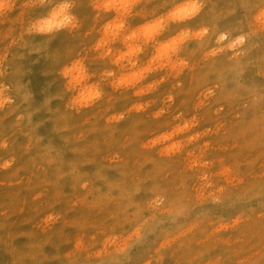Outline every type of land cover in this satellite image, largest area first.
<instances>
[{"label":"rangeland","instance_id":"rangeland-1","mask_svg":"<svg viewBox=\"0 0 264 264\" xmlns=\"http://www.w3.org/2000/svg\"><path fill=\"white\" fill-rule=\"evenodd\" d=\"M131 1L0 0V264H264V0Z\"/></svg>","mask_w":264,"mask_h":264},{"label":"clouds","instance_id":"clouds-1","mask_svg":"<svg viewBox=\"0 0 264 264\" xmlns=\"http://www.w3.org/2000/svg\"><path fill=\"white\" fill-rule=\"evenodd\" d=\"M33 7H48L47 14L39 18L38 22L33 26L34 30L38 34L51 33L53 31H59L64 29L74 28L76 25V17L73 14L74 3L73 0H56L55 3H51V0H32ZM10 4H0V8H9ZM202 5L200 0H178L166 14L165 18L158 20L154 26V29L148 31V39L154 38L159 32L163 31L169 23H182L195 15H197ZM149 29V26L146 30ZM189 36V32L184 30L174 37H172L167 43L163 45V49L166 48L167 52L173 51L175 46ZM131 39V37H130ZM134 52H138L139 48L132 49ZM124 81H121L123 83ZM98 95V94H97Z\"/></svg>","mask_w":264,"mask_h":264},{"label":"bare ground","instance_id":"bare-ground-1","mask_svg":"<svg viewBox=\"0 0 264 264\" xmlns=\"http://www.w3.org/2000/svg\"><path fill=\"white\" fill-rule=\"evenodd\" d=\"M127 1H128V0H127ZM131 2H132V1L130 0V3H131ZM136 2H137V1H136ZM125 3H126V2H125ZM130 3H129V4H130ZM138 4H139V3H138ZM125 5H126V4H125ZM132 5H133V3H132ZM127 6H129V5H127ZM127 6H126V7H127ZM107 7L109 8V6H107ZM129 9H130V8H128V10H129ZM131 12H132V11H131ZM129 14H130V13H129ZM152 22H153V21H152ZM151 24H152V23H151ZM119 27H120V26H119ZM114 28H115V27H114ZM140 29H141V28H140ZM166 29H167V28H166ZM119 30H120V29H119ZM143 30H144V29H143ZM116 31H118V30H116ZM139 31H140V30H139ZM134 32H135V31H134ZM129 33H130V32H129ZM136 33H139V36H140V34H141L140 32H136ZM159 34H160V33H159ZM129 37H130V36H129ZM135 37H136V36H135ZM127 38H128V37H127ZM137 38L139 39L138 36H137ZM141 38H142V37H140V41H141ZM144 38H146V37H144ZM155 38H156V37H155ZM131 39H132V37H131ZM128 40H129V39H128ZM136 40H137V39H136ZM140 41H139V42H140ZM155 41H157V40L155 39ZM168 41H169V39H168ZM144 42H145V41H144ZM148 42H149V41H148ZM140 43H142V42H140ZM137 44H138V43H137ZM180 44H181V43H180ZM140 45H141V44H140ZM178 45H179V44H178ZM136 46L139 47L138 45H136ZM145 46H146V45H145ZM130 47H131V46H130ZM133 47H134V46H133ZM151 47H152V46H151ZM162 47H163V46H162ZM134 48H136V47H134ZM134 48H133V49H134ZM145 48H146V47H145ZM148 48H149V47H148ZM148 48H147V49H148ZM129 49H131V48H129ZM143 49H144V48H143ZM177 49H178V48H177ZM131 50H132V49H131ZM148 50H149V49H148ZM174 50H175V49H174ZM143 51H144V50H143ZM157 51H158V50H157ZM177 51H178V50H177ZM132 52H133V51H132ZM133 53H134V52H133ZM138 53H140V49H139V52H138ZM135 54H136V53H135ZM167 54H168V53H167ZM132 55H133V54H131V57H132ZM162 56H163V55H162ZM126 57H127V56H126ZM129 57H130V56H129ZM129 57H127V58H129ZM162 59H163V58H162ZM139 61H140V59H139ZM148 67H149V66H148ZM128 68H129V67H128ZM128 68H127V69H128ZM130 68H131V67H130ZM144 69H145V68H144ZM146 69H147V68H146ZM140 70H141V69H140ZM150 70H151V69H150ZM147 71H149V70H147ZM139 72H140V71H139ZM139 72H137V73H139ZM143 73H144V71H143ZM149 73H151V72L149 71ZM135 74H136V73H135ZM145 74H146V73H145ZM128 75H131V74H128ZM147 75H148V74H147ZM140 76H141V74H140ZM142 77H143V76H141V78H142ZM125 78H126V77H125ZM131 78H132V77H131ZM135 78H136V77H135ZM136 79H137V78H136ZM137 81H138V80H137ZM140 81H142V80H140ZM142 82H143V81H142ZM131 83H132V82H131ZM134 84H135V83H134ZM148 86H149V85H148ZM128 87H129V86H128ZM150 87H151V86H150ZM129 88H130V87H129ZM144 88H146V87L144 86ZM147 89H148V88H147ZM150 90H151V89H150ZM133 94L135 95V93H133ZM134 95H133V97H135ZM137 96H138V95H137ZM131 97H132V96H131ZM126 98H127V97H125V99H126ZM122 99H124V98H122Z\"/></svg>","mask_w":264,"mask_h":264},{"label":"snow or ice","instance_id":"snow-or-ice-1","mask_svg":"<svg viewBox=\"0 0 264 264\" xmlns=\"http://www.w3.org/2000/svg\"><path fill=\"white\" fill-rule=\"evenodd\" d=\"M151 29H154V26H149V29L148 30H145L144 35L145 36H148V31L151 30ZM133 35H135V34H133ZM164 50L167 51L166 48ZM89 98H91V97H89Z\"/></svg>","mask_w":264,"mask_h":264}]
</instances>
